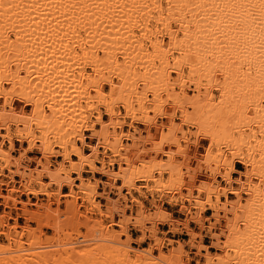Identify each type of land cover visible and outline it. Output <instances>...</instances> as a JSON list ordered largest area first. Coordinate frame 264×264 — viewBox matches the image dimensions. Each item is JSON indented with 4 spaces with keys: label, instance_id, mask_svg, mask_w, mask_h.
<instances>
[{
    "label": "bare ground",
    "instance_id": "bare-ground-1",
    "mask_svg": "<svg viewBox=\"0 0 264 264\" xmlns=\"http://www.w3.org/2000/svg\"><path fill=\"white\" fill-rule=\"evenodd\" d=\"M86 67L94 74H87ZM92 82L108 118L98 112L87 137L77 124L83 114L76 98ZM177 86L182 89L176 94ZM161 92L177 104L184 123L197 127L195 142L191 143L183 125L173 122L174 115H167L166 133L156 126V117L146 115L147 104L160 109L154 104L163 103ZM149 94L154 98L151 102ZM0 99V134L5 131L2 138L8 142L5 150L0 139V174L9 175V181L0 185H13L9 196H2L6 204H15V194H42L58 202L65 186L70 190L65 196L76 200L77 187L97 210L105 207L101 218H110L122 228L115 233L103 220L87 218L78 225L85 227L86 235L70 238L63 232L60 217L64 215L51 207L54 202L39 207V212L25 209L31 221L40 223L38 234L28 227L15 235L3 233L9 242L0 244V264H186L181 262V247L155 256L152 251L161 250L160 240L149 250L131 247L130 239L121 240L133 219L140 228L146 222L154 224L153 234L158 223L169 220L161 209L146 214L140 201L139 214L126 217V207L118 206L121 200L111 198L116 180L128 193L137 179L155 181L160 191L165 184L154 173L168 174L174 194L185 191L188 201L198 203L200 222L204 205L216 198L211 204L216 222L210 229L219 230L213 234L214 247L226 254L207 255L206 264L214 259L218 264H264V255L259 258L264 252L257 255V244L264 241V0H0ZM14 100L31 111L16 108ZM116 105L127 113L135 112V106L146 112L141 119L146 129L122 133ZM11 126L16 128V138ZM50 134L61 141L63 150V160L56 167L51 162ZM199 135L211 145L199 167L192 168L190 144H197ZM14 139L25 141L28 148L13 154ZM123 140L130 143L126 146ZM222 145L235 158L228 159L219 148ZM35 146L41 158L33 163L27 156ZM212 147H218L217 153ZM105 151L117 158L118 171L112 168L115 163L104 160L109 158L101 161ZM149 154L154 158L151 165L138 168ZM162 155L168 161H162ZM235 160L246 169L237 177L233 176ZM85 169L106 181L86 180ZM200 174H210V180L197 185ZM99 189L105 206L96 201ZM228 194L236 199L229 200ZM243 195L249 196L245 203ZM221 197L225 202H220ZM75 200L69 211L76 219L80 214ZM118 216L125 219L112 222ZM43 226L55 232L51 240L41 239ZM202 247L208 252L207 246Z\"/></svg>",
    "mask_w": 264,
    "mask_h": 264
},
{
    "label": "rangeland",
    "instance_id": "rangeland-1",
    "mask_svg": "<svg viewBox=\"0 0 264 264\" xmlns=\"http://www.w3.org/2000/svg\"><path fill=\"white\" fill-rule=\"evenodd\" d=\"M85 72L87 74H94L92 68L90 67H86L85 68ZM184 75H187V71L183 70ZM172 77L175 78L177 74H175L174 72L171 73ZM87 83V82H85ZM95 84L94 82H92V84L88 83L85 88V91L83 90L82 92H80V95H84L83 97L78 96V102L81 104L80 107L82 109V116L78 119H80L81 121H79L77 124L80 126H83L80 132H83V134L85 136H90L91 132L87 130L88 127L92 126L95 121H96V117L98 116V112L102 114V118L107 120L108 116L105 114V106L102 105L103 101L98 98V95H96L95 92ZM91 85V86H90ZM94 85V86H93ZM89 86V87H88ZM187 87V86H186ZM193 85L189 84V91L192 92V88ZM181 89L179 86H177L175 88L174 93H179L181 92ZM94 91V92H93ZM86 92V93H85ZM90 92V93H89ZM82 93V94H81ZM89 93V94H88ZM193 94V93H192ZM88 97H87V96ZM86 96V97H85ZM161 101L163 100V103H159L154 104L156 106H159V110L157 109L158 107L154 108L153 104H147V109L148 111H146V115L149 117H156V126L158 127H163L162 129L164 130V132H168L167 130V125L169 126V116L170 115H174V123L177 125H183V128L185 130V132L189 133V139L192 142H195L196 135L198 134L199 131L197 129V127L195 126H191V124H186L184 123V118L182 117L181 112L178 110V106L177 104H175V102L170 101V100H166L167 94L166 93H162L161 92ZM96 98V99H95ZM81 99V100H80ZM88 99V100H86ZM91 99V100H90ZM147 99L149 102H151L154 98L153 95L149 94L147 96ZM85 101V102H84ZM1 102V99H0ZM165 102V103H164ZM88 103V104H87ZM13 104L16 108L19 107H23L26 113H29L31 111L29 106H26L24 104H22L19 101L14 100ZM162 105V106H161ZM161 106V107H160ZM115 111L116 113H118L117 119L119 121V123H123V127H122V133L124 134H128L129 131H133L134 129H139V130H145L146 127L143 125V123L141 122V119H143L145 115V113H142L140 111H138V106H135V112L132 113H127L126 109L122 106V105H116L115 107ZM176 109V110H175ZM153 110H156L155 112H153ZM168 113L170 114L169 116ZM165 114V115H164ZM185 124V125H184ZM11 134L13 138H16V128L14 126H11ZM86 127V128H85ZM86 130H85V129ZM157 131L156 128H151V132L152 134H155ZM78 132V134L80 133ZM120 132V130H119ZM7 133L5 131H1L0 134V139L1 141H4L2 145L3 148L5 150H8V142L6 141V139L2 138L3 135H6ZM52 135V136H51ZM41 134L37 133L36 137H40ZM50 141L52 144V151L54 152V155H52L51 157V162L53 164V167L59 166V164L62 162V157L61 154L63 152L62 148L60 147L61 145V141L58 139L56 140L53 136H55L54 134H50ZM157 140V139H156ZM155 140V141H156ZM75 140L71 139V143H73ZM197 144L193 145L190 144V152H191V166L192 168H198L200 165V159L201 157H203L204 155H206L208 153V149H209V145H211V143L209 142V140L205 139V137L203 135H199L198 136V140H197ZM71 143L67 144L66 147L68 152H70L72 150V145ZM124 145H128L130 142H128L127 140H123ZM184 144V143H183ZM14 145V151L13 154H18V150H23L28 148V144L25 141H19L18 139H14L13 142ZM185 145V144H184ZM218 147H213L210 149L212 150V152H215ZM221 151L226 152V157L228 159H233L235 158L231 151H228V147H225L224 145H222L221 147ZM227 148V149H226ZM167 150V149H166ZM104 152V151H103ZM27 161L29 162H37L38 158H41V155L39 153V149L35 146L29 153L27 156ZM109 158V159H104V158ZM111 157V159H110ZM71 160L72 161H76V157L71 155ZM101 161H111L113 163H115L116 165H114L112 168L114 170H119V166L117 165V158L113 157L112 158V152L110 151H105V154H103L102 156H100ZM199 158V159H198ZM104 159V160H103ZM147 159V160H146ZM146 159L143 161L145 162L141 164V166H139L138 168L142 167L143 165L145 167H149L148 165H151V161L153 162L154 158L151 154H149V156L146 157ZM153 159V160H152ZM162 161H168V159L166 157H163V155L160 158ZM159 158H157V161H160ZM149 160V161H148ZM151 160V161H150ZM176 163L179 164V162H182V159L179 157L176 159ZM197 161V162H196ZM155 162V161H154ZM148 163V164H147ZM199 163V164H198ZM1 164V162H0ZM100 167L102 166L101 163H97ZM139 164V163H138ZM198 164V165H197ZM143 166V167H144ZM234 168H235V172L233 173L234 177H237L238 175H240L241 173L246 172L245 167L238 162L237 160L234 161ZM141 169V168H140ZM143 169V168H142ZM245 170V171H244ZM221 173H224V170H221ZM83 177L86 180H95L96 178H101L103 181H106V177H101L100 174L95 173V175H93L91 172H88L87 169H85V171L83 170L82 172ZM208 175V176H207ZM210 174H200V176L198 177V182L197 185H201L202 182L204 181H208L210 180ZM8 172H5L4 174H0V183H6L9 181V177H8ZM76 175L72 174V177L75 179ZM154 176L156 178H161L162 177V182L165 184V187H161L160 191L157 190L156 188V182L155 181H144V180H135L134 181V187L129 191V193L125 190V189H120L123 185L122 181L116 180V191L111 193V198H113L114 200H121L120 203H118V206L120 208V210L124 209L126 207V211L124 213V216L130 218V216L135 218L138 214H139V209L137 207V201H140L143 203L144 205V209H145V213L146 214H154L155 212L159 211V209H161V211L167 213L170 215L169 220L158 223L155 227V234H153L152 231V227L154 226V224H152L151 222L147 223L142 227H138L137 224H135V220L133 219L130 224L128 225V230H127V235H122L121 236V240L123 242H126L130 239V246L139 250H149L158 240L161 241V243L163 244L161 247V250H157V248H154L152 253L155 256H158L160 253L162 254H167L169 255L170 251L174 250L175 248L181 247L183 250V257H182V263H188V264H206L207 259L206 256L209 255L210 257L212 256L213 258H217V257H223L224 254H226L225 250L222 249H218L217 247H214L215 244L214 242H216L214 239L213 234L214 233H219V230H213V232L211 231L210 227L216 222V220L213 218V215L215 213V211L213 210V207L211 206V204H213V202H216V198L213 197L212 201L210 203H207L204 205V211L202 212V221L200 222L197 218V213H199V205L198 203L196 204L195 201L191 200L188 201L185 197V195H187V193L185 191H182V193L180 194H174L175 191H171L172 189L169 188L170 187V176L168 174L161 175L159 177V175L157 173H154ZM220 176V175H219ZM139 177V176H138ZM137 177V178H138ZM94 178V179H93ZM18 180V179H17ZM217 180L220 181L221 178L217 177ZM78 182V181H77ZM80 184V182L78 183ZM169 185V187H168ZM16 187L18 186V184L15 185ZM167 186V187H166ZM13 187V185H10L9 187H7L6 185H0V244H7L9 241L7 240V237L5 234L3 233H7L8 231H10V233H12V235H15V231H22L23 228L28 227L29 230L34 231L36 230V234H38V229L40 226V223L36 221H31V217L25 215L23 212L26 209V211L28 212H36V211H40L39 207L42 206H47L50 203L54 202L51 204L52 209L54 210H59V212L61 213V220L63 222V224L65 225L64 227V234H69L70 238H77L78 235L80 234L81 236L86 235L87 230L85 229L84 226L80 227L78 226L79 224H83L85 223L88 219L91 220H103V224L106 226H109V230L115 233H121V229L119 226H117L116 224L111 223V219L110 218H105L102 217L101 218V213L105 211V207H102V209L97 210L95 208L94 204H91L89 202V200H87L86 195L77 187H75V192L77 193V199H73L69 196H65L66 194L70 193V190L68 187H63L62 188V192L64 194V196H60L58 199V202H55L54 197L48 198L45 195L42 194H38L36 195H32V194H15V198H16V202L14 204V202H10L9 204H6L5 200L3 199L4 197L9 196V189H11ZM198 187V186H197ZM166 188V189H165ZM36 190H39V188H35ZM101 189H99V196H97L96 201L97 203L101 204L102 206H105V204L107 203L106 201L103 200V198L101 197ZM171 192V193H170ZM182 194V195H181ZM4 196V197H2ZM202 198H204V195L201 194L200 195ZM125 197V201H122V198ZM228 198L229 200H235L236 197L233 196L232 194H228ZM249 196L247 195H243L242 200L245 203L248 200ZM74 200L76 201V205L78 207V213L80 215V217H76L73 218L72 213L69 211V207L70 205L74 202ZM73 201V202H72ZM72 202V203H71ZM220 202H225V198L221 197L220 198ZM59 203V204H58ZM158 207V208H156ZM212 208V209H211ZM102 211V212H101ZM84 216V217H81ZM101 218V219H100ZM31 219V220H30ZM114 220L112 222H120L121 220L123 221L125 219V217L123 216H118L113 218ZM65 222V223H64ZM1 223L4 224V226H1ZM202 223V224H201ZM17 226L16 230H13L12 227ZM41 234L40 237L41 239L44 241L47 240H51L53 238V234H55V232L48 228V227H41ZM26 231L25 234L23 235V240L26 241L27 239V235H26ZM71 234V235H70ZM68 236V235H67ZM196 236V237H195ZM63 237V234L61 233V236ZM66 237V235L64 236ZM196 238L195 240H192L194 238ZM157 240V241H156ZM194 241V242H192ZM263 242V243H262ZM259 242L260 244L257 248L258 250V254L260 255L262 254V252H264V241ZM26 246V244H24ZM202 246H207L208 252H206L204 250V247ZM224 246V244H223ZM262 248H261V247ZM261 248V249H260ZM260 250V251H259ZM262 251V252H261ZM228 254H230L231 258H234V253L231 251H228ZM264 254L261 255V257L259 256V258H262ZM264 258V257H263ZM233 261V260H232ZM231 261V262H232ZM175 262V261H173ZM168 264L169 262H161L160 264ZM170 264V263H169ZM213 264H218V260L214 259V263ZM229 264H235V263H229Z\"/></svg>",
    "mask_w": 264,
    "mask_h": 264
}]
</instances>
